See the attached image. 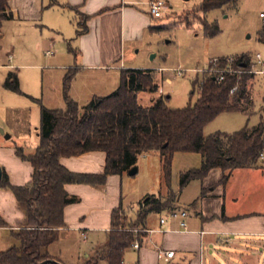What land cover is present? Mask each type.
Returning a JSON list of instances; mask_svg holds the SVG:
<instances>
[{
  "label": "trees",
  "instance_id": "1",
  "mask_svg": "<svg viewBox=\"0 0 264 264\" xmlns=\"http://www.w3.org/2000/svg\"><path fill=\"white\" fill-rule=\"evenodd\" d=\"M11 0H0V31L13 21L9 12ZM241 0H203L197 10L205 19L213 11H224ZM56 5L55 1L52 6ZM92 18L82 17L78 24V37L89 31ZM201 21L207 38L213 39L219 29ZM264 44V27L258 35ZM234 68L243 63L252 64L254 57L243 55L235 58ZM229 59H221L218 70L227 68ZM77 70L71 69L64 79L65 110L41 107L40 147L33 155L23 149L17 156L34 169L33 180L26 187L11 186L5 176L3 188L11 191L26 215L25 228L13 235L16 241L8 252L0 251V264H43L61 261L52 258L49 249L60 240L66 228L67 208L79 203L67 193L68 186L105 188L110 177L128 174L138 168L141 157L159 155L163 164V181L169 190L167 198L147 197L140 203L135 221L122 209L112 214V230L104 252L88 264H125L126 255L137 242H143L148 219L178 212L179 195L172 191L173 163L179 154L202 157V168L182 175L181 193L195 182L204 183L215 171L223 173L220 186H226L232 175L240 170L263 169L264 119L259 126L248 127L235 134L216 133L205 137L206 128L224 114L243 113L250 116L255 101L249 89L253 77L227 76L222 84L215 75L205 74L199 87L200 97L195 106L181 111L171 110L168 100L161 97L151 108L139 103L140 94H159L158 78L153 71L127 70L123 72L121 87L111 96L97 98L85 108L70 98ZM198 83H195V89ZM4 88L16 95H24L17 72L6 79ZM238 92L232 95V91ZM91 153L107 157L103 175L71 173L62 164L63 159L79 158ZM2 185V184H1ZM209 190L203 192L205 198ZM0 226L7 225L0 218ZM62 264V263H61Z\"/></svg>",
  "mask_w": 264,
  "mask_h": 264
},
{
  "label": "rangeland",
  "instance_id": "2",
  "mask_svg": "<svg viewBox=\"0 0 264 264\" xmlns=\"http://www.w3.org/2000/svg\"><path fill=\"white\" fill-rule=\"evenodd\" d=\"M161 1L169 5L163 19L152 18L149 10L144 9L147 30L139 41L128 43L123 61H119L114 67L119 70L122 67L124 70L155 72L161 87L159 95L168 100L169 109L181 111L197 104L200 97L199 87L215 60L235 59L243 55L255 57L257 54L264 58V44L258 39L264 27V20L261 19V15L264 14V0H241L236 6L224 11L211 12L206 19L197 11L203 0ZM203 19L209 26L219 29V34L215 38H207L201 23ZM71 23L67 21L70 30L76 26V21L72 20ZM27 33L29 35L27 27L21 23H7L0 31V139L13 136V140L9 142L12 146L19 144L20 138L27 133L28 137L36 140V130L41 125L39 101L50 110L66 109L64 79L69 70L76 69L77 58L71 52L76 47L72 45L71 48L67 38L64 40L54 32L45 31L46 41L39 46V40L31 38ZM78 67H81V63ZM12 72L18 73L24 95H16L4 89L6 79ZM121 74L120 71L82 73L75 85L73 99L84 108L93 102H88L90 95L94 97L113 95L121 87ZM195 83H198L196 89ZM249 89L255 101L252 114L250 116L243 113L224 114L206 128L205 137L216 133L231 135L247 127L253 129L261 124L264 119V79L254 78ZM152 100V96L145 95L139 103L149 105ZM35 152L36 150L32 151L29 147L25 154L33 155ZM150 162L146 165L140 160L138 174L134 177L129 174L125 176L121 192L123 199L121 209H124L130 220H136L140 203L146 199L147 193H150L149 197L163 199L169 194L163 181V170L159 169L157 161ZM202 165V157L198 155L179 154L175 157L172 191L179 195L178 206L182 209L188 208L192 201L198 199L200 192V185L196 183L191 189L181 193L182 175L200 170ZM261 165L263 169L260 176L237 181V185L241 183L246 186L243 201L245 204L264 200V157ZM191 217L195 215L191 213ZM152 220L158 222L159 217L153 216ZM107 237L106 232H98L90 235L87 246L78 245L77 242L75 244L67 239L57 248L68 257L82 256V263L86 264L92 260L84 259L88 255L94 259L93 250L101 248ZM221 251L223 254L220 256L212 253L217 264H228L223 257L227 256V253H230L233 264H244L243 260L236 256L242 255L238 250L223 247ZM134 256L135 252H129L126 261L133 259ZM101 264L108 263L104 261Z\"/></svg>",
  "mask_w": 264,
  "mask_h": 264
},
{
  "label": "crops",
  "instance_id": "3",
  "mask_svg": "<svg viewBox=\"0 0 264 264\" xmlns=\"http://www.w3.org/2000/svg\"><path fill=\"white\" fill-rule=\"evenodd\" d=\"M53 1L56 3L54 7ZM151 1L153 0H11L9 12L13 16V21L10 23H21L26 26L29 31L27 35L39 40V43L37 42L39 46L46 41L45 31L54 32L62 36L64 40L67 38L71 48L75 45V50L71 52L77 58L78 73L70 91V98L75 101L73 99L75 85L82 73L120 71L121 86L123 72L127 70L122 67L119 70L114 66L119 61H123L128 43L139 41L141 35L147 30L143 10H149ZM84 16L92 18L88 23L89 31L86 35L78 37V24ZM72 20L76 21V26L70 30L67 21L71 23ZM79 63L81 67H78ZM158 85L160 87L159 81ZM145 95L152 96L153 103L141 105L143 108H151L162 97L159 94H140L139 100ZM97 98L106 97L90 95L88 102ZM40 129L41 125L36 130L35 141L28 137V133L24 134L25 137H21L19 144L14 146L9 144L13 136L0 139V170L3 174V182L6 176L8 183L13 187L22 188L31 184L34 169L30 163L22 161L17 156V148L21 146L20 149L27 152V149L31 147L32 151H37L41 144ZM29 132L31 134V131ZM2 134L4 136V132ZM140 160L146 165L150 164V161H157L159 169L163 170L159 155H145ZM106 163L107 157L103 153H91L61 161V164L71 173L94 176L105 173ZM260 174L261 169L236 171L226 186H220L223 173L215 171L204 183L191 184L185 191L199 183L198 199L192 201L188 208L182 209L178 206V212L188 215L187 231L181 228L180 219H169L168 214L150 216L147 231L155 233L146 235L140 251L131 250L135 252V256L131 260L125 259V264H168L159 260L160 250L175 253V259L169 264H217L212 253L215 252L217 256L222 255L223 247L233 251L238 250L242 255L236 256L240 257L244 264H261V262L264 264V200L245 204L243 201L246 186L241 183L237 185L239 180L246 181ZM126 175L110 177L105 188L88 186L66 188L69 196L78 199L79 203L66 210V228L61 231L59 242L49 249L52 258L61 261L62 264H84L82 256L68 257L57 247L67 239L75 244L77 242L78 245L87 246L91 234L111 232L112 214L122 208L121 192ZM3 182L0 186V218L7 227L0 226V251L8 252L16 246L13 235L25 228L26 215L20 208L15 195L3 188ZM205 190L209 192L205 198H202ZM149 196L150 193H147V197ZM122 210L125 213L124 209ZM191 213L195 217H191ZM153 216H158L159 221L154 222ZM163 219L167 220L164 226L161 225ZM131 220L135 221V219ZM106 244L107 241L100 246L101 248L93 250L94 259L88 255L84 260H96L104 252ZM223 257L228 264H233L230 253Z\"/></svg>",
  "mask_w": 264,
  "mask_h": 264
},
{
  "label": "built area",
  "instance_id": "4",
  "mask_svg": "<svg viewBox=\"0 0 264 264\" xmlns=\"http://www.w3.org/2000/svg\"><path fill=\"white\" fill-rule=\"evenodd\" d=\"M169 9V5L161 0H153L149 3V14L152 16V18L156 20L163 19L165 12ZM261 19L264 20V14L261 15ZM237 60L234 58H231L228 60L227 68L224 71L218 70L220 67V60H215L211 63V67L208 68V71L205 74H211L215 75L218 79V82L220 84L224 83L226 81L227 76H241L243 74H247L253 78H264V58L261 54H257L252 64L243 63L239 69H235L234 66L236 64ZM179 76H181V73H179ZM238 92V88L234 89L232 91V95ZM169 219H180L181 220V228L184 231H187L188 225H187V219L188 215L184 212H175L168 215ZM167 220L163 219L161 221V225H166ZM137 235L139 234H146L151 235L155 232L152 231H136ZM86 239V238H85ZM142 248V242H137L133 246V250L140 251ZM159 260L164 263H171L176 255L173 252H166L163 250H160L158 252Z\"/></svg>",
  "mask_w": 264,
  "mask_h": 264
},
{
  "label": "water",
  "instance_id": "5",
  "mask_svg": "<svg viewBox=\"0 0 264 264\" xmlns=\"http://www.w3.org/2000/svg\"><path fill=\"white\" fill-rule=\"evenodd\" d=\"M8 139H10V138H8ZM128 174L131 177H134V176H136L138 174V169L136 168V169L132 170L131 172H129ZM2 182H3V174H2V172L0 170V186H1ZM43 264H61V263L56 262V261H48V262H45Z\"/></svg>",
  "mask_w": 264,
  "mask_h": 264
}]
</instances>
